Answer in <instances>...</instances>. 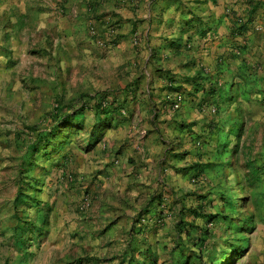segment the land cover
Wrapping results in <instances>:
<instances>
[{
    "label": "crops",
    "instance_id": "1",
    "mask_svg": "<svg viewBox=\"0 0 264 264\" xmlns=\"http://www.w3.org/2000/svg\"><path fill=\"white\" fill-rule=\"evenodd\" d=\"M43 90L79 102L66 114L84 108L51 160L70 174L60 192L80 190L113 227L144 207L188 204L196 185L180 153H193L199 130L221 125L216 113L232 106L264 154V0H0V166L9 120ZM102 101L117 111L101 115ZM84 128L88 137L70 142Z\"/></svg>",
    "mask_w": 264,
    "mask_h": 264
},
{
    "label": "rangeland",
    "instance_id": "2",
    "mask_svg": "<svg viewBox=\"0 0 264 264\" xmlns=\"http://www.w3.org/2000/svg\"><path fill=\"white\" fill-rule=\"evenodd\" d=\"M44 93L43 90L40 95L29 97L33 108L22 112L21 105L22 111L9 120L12 129L8 133L13 138L8 148L10 152L0 166V264H129L132 258H142L140 254L147 247L157 256L156 264H264V180L253 182L248 172L251 167H247L248 162L264 167V154L253 145L255 132L252 127L247 123L238 127L232 106L216 113L221 118L219 127L199 130L197 140L200 144L192 146L193 153H189V157L180 153L181 159L187 158L184 163L187 167L197 164L203 169L199 173L191 170L190 180L196 185L191 202L161 204L160 207L155 204L151 209L144 207L131 218V224L122 221L113 227V217H98L94 204H78L84 202L80 190L60 192L64 183L70 182V174L66 170L59 175L58 163L52 164L51 160L64 138L55 141L56 145L48 152L36 155V167L26 168L27 171H23L26 173L20 176V162L27 148L35 142L33 129L48 130L70 107L79 106L75 98L64 99ZM86 115L87 118L91 116ZM237 129L239 136L232 135L227 143V135L235 134ZM89 132V128L78 134L72 132L70 142L80 143ZM236 144L238 151L233 153ZM176 146L170 142L168 151ZM173 156L179 155L174 153ZM49 184L55 189L47 192ZM18 196L21 200L14 209ZM12 197L13 204L2 205L5 199ZM198 205L206 214L222 217L209 225L203 220L193 221L192 217H186L184 222L193 223L194 228L180 223V206L187 210ZM47 208L51 212L45 213ZM139 218L142 219L137 223ZM22 229L26 233L20 239ZM205 229L210 230L214 238L198 246L201 231ZM113 235L128 236L129 241H106L107 236L112 238ZM117 248L126 249L130 254L117 255L120 253ZM100 252L105 255L96 256Z\"/></svg>",
    "mask_w": 264,
    "mask_h": 264
},
{
    "label": "trees",
    "instance_id": "3",
    "mask_svg": "<svg viewBox=\"0 0 264 264\" xmlns=\"http://www.w3.org/2000/svg\"><path fill=\"white\" fill-rule=\"evenodd\" d=\"M96 109L99 111V113L101 115H112L113 113H115L117 111L116 108L111 107L110 104H108V106H107L105 101L100 102L97 105ZM83 111H84V108H83V106H81L77 111H73L72 113L60 116L58 118V120L56 121V125L50 129H48V130H38L35 128L33 129L36 133L35 134L36 138H35V142L27 148V150L25 152V156H24L23 160L20 162L19 174L21 177H22V175H24V173H26V172H23V171H27L26 168L29 169L31 167H36V165H35V160H36L35 156L36 155H39L40 152H42V153H46V151L48 152V149L50 147H52L53 145H56L55 141H57V140L59 141L60 139H63L66 137V134L63 132L64 136H62L60 134V131H62V129L65 127H69V126L73 125L72 123H73L74 119H76L77 116L80 117V115L83 114ZM106 124H107V122L105 120H100L99 125H97L96 128L93 129L90 137L92 139H94V141H98L101 138L102 133L106 128ZM73 127H75V126H73ZM69 129H72V128H69ZM78 129H80V128H78ZM237 132H238V130L235 132V134L230 132L227 135V143H229L232 135H233L232 137H238L239 136L237 134ZM232 150H233V153H237V151H238L237 144L235 145V147ZM46 155L47 154H44V156H46ZM31 160H33V161L31 162ZM247 167L248 168L251 167L250 170H248V172H249L250 177H251L253 182L258 183V182H261L264 180V174H263L264 173L263 172L264 167L263 166H261V167L257 166L256 167L253 164H249V162H248ZM191 170H195L196 173L203 171V169H201V166H198L197 164L190 166V167L182 168L180 171H184V172L188 171L189 172ZM18 193H19V189H18ZM20 200H21V197H19V196L15 198L14 202L16 203V205L14 206V209L17 208V203L20 202ZM198 200H200V198H198ZM158 206L160 207L161 204H158ZM47 212L48 213L51 212V209L47 208L45 213H47ZM186 217H192L193 221H195L196 219L203 220L205 225H209L211 223L216 222L222 216L206 214L203 207L200 205H198L195 208H189L187 210H185L184 206H182V207L180 206V209H179L180 223H183L184 226H188L189 228H194L193 223L186 224L184 222ZM141 219L139 218V220H137V223H140ZM249 229H252V227H249ZM138 231H141V230H138ZM24 233H26V230L22 229L20 239H23L22 235ZM201 233L202 234L197 241L198 246H200V245L204 246L207 241H210L214 238L212 232L208 229L201 231ZM140 256H142V258H140V257L138 259L132 258V261L129 262V264H156L157 263V256L154 254L152 248H150V247L145 248V250L141 252Z\"/></svg>",
    "mask_w": 264,
    "mask_h": 264
},
{
    "label": "built area",
    "instance_id": "4",
    "mask_svg": "<svg viewBox=\"0 0 264 264\" xmlns=\"http://www.w3.org/2000/svg\"><path fill=\"white\" fill-rule=\"evenodd\" d=\"M92 34H94V33L92 32ZM176 107H177V104H173V108L175 109ZM82 204H87V201L84 200V202H82ZM142 222H144V220H142Z\"/></svg>",
    "mask_w": 264,
    "mask_h": 264
}]
</instances>
